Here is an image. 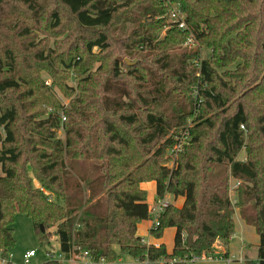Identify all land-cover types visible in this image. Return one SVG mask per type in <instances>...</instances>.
<instances>
[{"label":"trees","instance_id":"1","mask_svg":"<svg viewBox=\"0 0 264 264\" xmlns=\"http://www.w3.org/2000/svg\"><path fill=\"white\" fill-rule=\"evenodd\" d=\"M151 181L156 199L183 198L150 229L175 228L171 252L138 234ZM236 210L260 237L243 264H264V0H0L3 264L17 212L42 245L159 264L217 246L228 258Z\"/></svg>","mask_w":264,"mask_h":264},{"label":"built area","instance_id":"2","mask_svg":"<svg viewBox=\"0 0 264 264\" xmlns=\"http://www.w3.org/2000/svg\"><path fill=\"white\" fill-rule=\"evenodd\" d=\"M170 1V0H168ZM170 22L176 24L180 29H186V15L182 11V9L177 5H173L171 10V18ZM168 27L166 26L163 30V33L166 31ZM185 46H197L196 43L193 42L192 38H189L185 43ZM49 83V82H47ZM66 117H63L65 120ZM244 128V126H242ZM189 131L187 130L181 138H179L178 143L175 147L171 150L172 155H176L179 151H181L184 147V144L187 143L189 139ZM240 182H237V186ZM171 201L168 197L156 199L154 204L150 206V214H151V227L150 229L154 228L157 229L160 226V217L163 212L169 207ZM233 238V237H232ZM142 243L149 246L151 245L142 238ZM159 246L158 244H155ZM37 255L36 250L31 249L25 252L24 254V264H31V260L33 257ZM46 259L56 262L58 264H123L120 259L117 261H109L105 257H97L91 250L84 248L82 245L74 244L73 247L69 252L61 251L60 249L57 250H47L46 251ZM211 257L208 254L203 255H192L190 258H173V259H160L158 261L159 264H176V263H185V264H196L200 259ZM245 261V260H244ZM242 262V264L244 263ZM6 260L0 257V264L5 263ZM148 260L139 261L138 264H147Z\"/></svg>","mask_w":264,"mask_h":264},{"label":"rangeland","instance_id":"3","mask_svg":"<svg viewBox=\"0 0 264 264\" xmlns=\"http://www.w3.org/2000/svg\"><path fill=\"white\" fill-rule=\"evenodd\" d=\"M165 29V28H164ZM163 29V30H164ZM165 33V32H164ZM163 31L161 33V36L164 35ZM185 46V45H184ZM189 51H194L197 46H186ZM206 51H202V54H205ZM125 60L131 64L132 62L130 59L125 58ZM133 64V63H132ZM49 81H46V83ZM70 85H76V80L73 78L69 81ZM58 98L61 100L63 104L66 106L70 102V98L64 96L59 90H57ZM61 135V133H60ZM244 153L240 154V157H243ZM148 192H154V189L148 190ZM170 201L174 202V198L172 195L167 196ZM154 199L150 198L151 206L154 204ZM14 228V235H15V246L11 250L10 259L13 264H24V254L28 250L34 249L36 250L37 255L32 258L31 264H41L46 260V251L47 250H57L59 248V243L56 240V237H51V240L53 241L51 245L46 244L42 245L40 243L36 228L34 226V223L32 219L21 212H17L15 216V221L13 224ZM174 229L173 228H166L164 231V239L166 242V246L170 248V245L174 239ZM247 254L249 257H253L255 255V250L257 249L256 246L251 240H247ZM220 246H217L215 249H217ZM120 257L118 259L121 260L123 264H138V259H136L132 254L130 253H121L119 251Z\"/></svg>","mask_w":264,"mask_h":264},{"label":"crops","instance_id":"4","mask_svg":"<svg viewBox=\"0 0 264 264\" xmlns=\"http://www.w3.org/2000/svg\"><path fill=\"white\" fill-rule=\"evenodd\" d=\"M142 186L148 191L152 188L154 189V192H148V203L151 206L150 198H153L156 201V183L154 181L147 182L142 184ZM237 187V181L235 179L231 180V197L232 199H235L236 197V191L235 188ZM154 201V202H155ZM173 202V201H171ZM177 206H182L183 204V198H178L177 201H174ZM235 233L233 235V238L230 241V244L228 246V258L222 257V254L225 253V248L218 247L215 249V252L213 254H208L211 257H206L203 259H200L196 264H242L244 260L250 259V260H257L258 258V246L260 237L255 229L254 226H251L247 224L240 215L239 210H236L235 215ZM151 221H143L138 226V234L144 238L148 243L150 244H158L164 243L166 245L164 234L161 239L155 238L151 232ZM176 232L175 228H173ZM174 232V236H175ZM247 240L253 241L252 244L256 246L255 255L253 257H249L247 254ZM174 245V239L170 245V248H167L168 252H171Z\"/></svg>","mask_w":264,"mask_h":264},{"label":"water","instance_id":"5","mask_svg":"<svg viewBox=\"0 0 264 264\" xmlns=\"http://www.w3.org/2000/svg\"><path fill=\"white\" fill-rule=\"evenodd\" d=\"M228 1H230V0H228ZM134 63H135V62H134ZM42 231H43V232L45 231L43 226H42Z\"/></svg>","mask_w":264,"mask_h":264}]
</instances>
